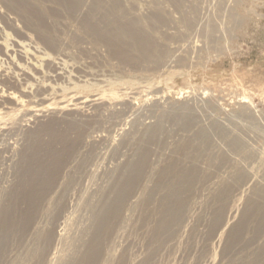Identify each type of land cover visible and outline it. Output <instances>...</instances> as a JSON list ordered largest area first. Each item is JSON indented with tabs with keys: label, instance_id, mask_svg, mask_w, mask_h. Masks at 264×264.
Wrapping results in <instances>:
<instances>
[{
	"label": "rangeland",
	"instance_id": "1",
	"mask_svg": "<svg viewBox=\"0 0 264 264\" xmlns=\"http://www.w3.org/2000/svg\"><path fill=\"white\" fill-rule=\"evenodd\" d=\"M76 2L0 0V217L61 158L40 206L64 205L67 242L133 181L107 263L264 264V0ZM119 25L149 58L120 52ZM55 216L17 218L0 264H32ZM67 242L53 264L80 256Z\"/></svg>",
	"mask_w": 264,
	"mask_h": 264
},
{
	"label": "bare ground",
	"instance_id": "2",
	"mask_svg": "<svg viewBox=\"0 0 264 264\" xmlns=\"http://www.w3.org/2000/svg\"><path fill=\"white\" fill-rule=\"evenodd\" d=\"M76 1V4H67V6H64H69L68 8L72 11L76 9V7L80 6V0ZM18 4L19 5H11L13 6V8L23 9V3L21 5V3L18 2ZM151 22L155 26L159 24L161 25L160 21L156 18H152ZM132 24H136V21H132ZM114 36L115 38L121 39V41H123L124 49L120 51L121 53L125 52L126 48H130L131 50L136 51L143 59L150 57V50L148 49L149 51H147L146 47L148 46L146 45V42H143V39H141L142 34L132 33L124 26L122 27L121 25H119V28L114 33ZM61 161H63L61 160V158L59 160L55 159L53 161V164H51L49 168H46L49 169L48 175L46 174L45 167H39L40 169L35 172H32V170H28V180L25 182V187L23 185V190L21 191V193L14 200V205L9 209L5 207L1 211L0 234L2 241H4L5 243L7 242V238L10 235L12 237V233H14V231L16 230L18 221H16L17 218L23 219L21 228L25 229L28 227L30 221L33 220V217L36 214L38 215V213H41L43 214V216H45V218H51L53 220L55 216L54 214L59 211L55 218H57V226H62L60 228V232L55 233V226L46 229L45 231L43 229L42 231L35 232V241H33L34 245L29 251L28 256L32 264H53L58 249L63 243L67 242V233L72 216L63 214L64 217H60L61 219L58 218V215L64 211V205L59 206L60 203L57 202L47 206V208L45 209L43 208L45 206H40L44 194L47 192V190L50 191L48 187L50 184H52L50 183L52 181L51 179H54L55 177L57 178V169ZM52 182L54 183V180ZM132 182V179L123 181L118 187L115 188V197L108 203L105 202V204H101V210L97 213V215H93L92 232L87 239H84V235H82V238L80 236L79 240L76 241L77 243H74L73 238L72 241L69 240V242L66 243L69 245V249H71L72 251H74V249L79 246L76 250H81L80 256L69 260L68 262L60 261V264H109V262L107 263L102 259V256L104 255L103 248L110 234H114L117 230V226L119 225L121 219L119 213V201H121L122 199L125 200L128 197V194H130L129 191ZM20 202L25 205V208L27 207L25 211H20L18 209V204ZM174 203L175 209H177V206H179V200H175ZM169 213V215H174L175 211H169ZM166 215L168 216V213H166ZM165 221L166 219H163L160 222L158 226L159 229H162L164 227V225L166 224ZM262 222H264V219H262Z\"/></svg>",
	"mask_w": 264,
	"mask_h": 264
}]
</instances>
